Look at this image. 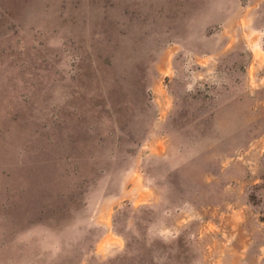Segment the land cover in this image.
<instances>
[{"label": "rangeland", "instance_id": "rangeland-1", "mask_svg": "<svg viewBox=\"0 0 264 264\" xmlns=\"http://www.w3.org/2000/svg\"><path fill=\"white\" fill-rule=\"evenodd\" d=\"M0 264H264V0H0Z\"/></svg>", "mask_w": 264, "mask_h": 264}]
</instances>
